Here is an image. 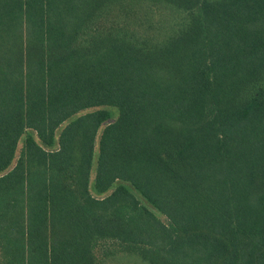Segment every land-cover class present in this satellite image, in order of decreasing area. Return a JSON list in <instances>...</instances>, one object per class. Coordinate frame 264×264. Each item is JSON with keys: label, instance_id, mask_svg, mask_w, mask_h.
<instances>
[{"label": "trees", "instance_id": "16d2710c", "mask_svg": "<svg viewBox=\"0 0 264 264\" xmlns=\"http://www.w3.org/2000/svg\"><path fill=\"white\" fill-rule=\"evenodd\" d=\"M117 255L264 264V0H0V264Z\"/></svg>", "mask_w": 264, "mask_h": 264}, {"label": "rangeland", "instance_id": "374dc122", "mask_svg": "<svg viewBox=\"0 0 264 264\" xmlns=\"http://www.w3.org/2000/svg\"><path fill=\"white\" fill-rule=\"evenodd\" d=\"M57 134L58 132L56 133V135ZM20 148H21V142L18 144L16 155H18ZM117 256L118 257H116L114 260L109 261V264H138L136 261L126 258L122 255H117Z\"/></svg>", "mask_w": 264, "mask_h": 264}]
</instances>
